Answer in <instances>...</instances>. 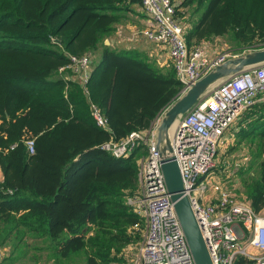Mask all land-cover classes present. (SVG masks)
I'll return each instance as SVG.
<instances>
[{
    "label": "trees",
    "instance_id": "obj_1",
    "mask_svg": "<svg viewBox=\"0 0 264 264\" xmlns=\"http://www.w3.org/2000/svg\"><path fill=\"white\" fill-rule=\"evenodd\" d=\"M173 2L189 46L227 37L238 54L252 41L264 43V0ZM135 5L142 0H0V246L41 243L33 248L46 251L47 264H129L120 254L139 238L131 229L144 218L128 197L139 191L138 158L145 151L118 158L100 145L147 129L184 89L174 67L106 44ZM68 52L99 53L89 88L109 128L96 124L79 83L59 73ZM239 119L237 144L261 158L259 172L243 183L260 212L264 101Z\"/></svg>",
    "mask_w": 264,
    "mask_h": 264
},
{
    "label": "built area",
    "instance_id": "obj_2",
    "mask_svg": "<svg viewBox=\"0 0 264 264\" xmlns=\"http://www.w3.org/2000/svg\"><path fill=\"white\" fill-rule=\"evenodd\" d=\"M142 4L155 25L140 33L148 41L168 45L177 77L184 84L182 94L214 67L252 51L236 54L227 50L210 56L207 40L188 45L184 28L175 18L172 0H142ZM67 56L59 73L65 80L79 83L90 101L96 124L109 128L107 115L91 99L92 54L68 52ZM261 101L264 63L225 78L212 88L180 116L171 138V155L179 164L184 193L191 201L214 264H242L240 258L264 264V209L254 211L247 197L239 198L227 189H221L214 201L209 192V185L215 184L214 169L225 133L247 109ZM165 110L147 129L134 130L125 138L100 145L118 158L129 157L138 147L148 152L139 160V191L128 197V203L146 221L144 239L132 264H196L162 170L157 138ZM27 147L30 153L35 152L34 139L27 141Z\"/></svg>",
    "mask_w": 264,
    "mask_h": 264
},
{
    "label": "water",
    "instance_id": "obj_3",
    "mask_svg": "<svg viewBox=\"0 0 264 264\" xmlns=\"http://www.w3.org/2000/svg\"><path fill=\"white\" fill-rule=\"evenodd\" d=\"M56 42L60 43V40H56ZM263 63L264 48H260L230 58L214 67L199 80L192 83L182 95L166 108L158 127L157 142L162 157V170L166 185L196 264H214V262L191 201L188 195L184 193V182L179 164L171 155L173 147L170 129L180 116L191 110L203 96L222 80L234 76L246 68Z\"/></svg>",
    "mask_w": 264,
    "mask_h": 264
},
{
    "label": "rangeland",
    "instance_id": "obj_4",
    "mask_svg": "<svg viewBox=\"0 0 264 264\" xmlns=\"http://www.w3.org/2000/svg\"><path fill=\"white\" fill-rule=\"evenodd\" d=\"M212 41H216L219 47L222 49V51L237 50V48H234L231 41L227 37H214L212 38ZM246 45L247 46L245 47L247 48L242 49V53L248 51V49L254 50V49L264 48V43L261 42L260 40L252 41ZM91 54L93 56V61L96 63V61L99 60L98 59L99 53L93 52ZM239 122L240 119L233 126L229 128V130L226 133L225 139L220 144V153L217 159V166L214 169V176L217 178L218 187H221L223 185V189H227L229 191L234 190L233 192L236 194L237 197L243 198L246 197L244 189L242 188L243 190L241 189L240 191H238L235 190L237 189L235 186L238 183H240V185L241 183L242 184L245 183L247 181L244 179L245 177L249 178L253 174L259 172L258 168L261 158L252 159V157H249L248 144L245 143H241V145L237 144V139L235 135L239 127ZM143 150L145 152L138 158V163L141 158H145L148 154L145 148H143L142 151ZM250 166L252 167L250 168ZM244 168L246 169L249 168V171L245 173L246 175L243 177V175H241L240 172ZM213 186H214L213 184H210L209 188ZM217 195H219V192ZM145 228H146V221L144 219V221L141 224L131 229L132 233H134L133 231H137V233L139 234V238L137 240H134L130 245H128L125 248V250H123L120 254L121 258L123 257L127 258L129 264H132L133 259L136 257L138 253V248L143 240ZM33 245H42V244L35 243V244H31V247H26V248L23 245L20 248L0 246V251L2 254L0 258V263L1 264H47L49 262V259L46 251L35 249L33 248ZM7 257H10L11 261L13 262L5 261V258ZM72 264H84V262H74Z\"/></svg>",
    "mask_w": 264,
    "mask_h": 264
},
{
    "label": "crops",
    "instance_id": "obj_5",
    "mask_svg": "<svg viewBox=\"0 0 264 264\" xmlns=\"http://www.w3.org/2000/svg\"><path fill=\"white\" fill-rule=\"evenodd\" d=\"M173 1L178 3V0H173ZM154 25H155L154 21L152 20L151 16L146 13L143 6L135 5L133 11L127 14V19L125 20V22L118 23L116 25L115 32L106 40V44H110L118 50L131 49V50L139 51L145 56L149 57L152 63L159 66L160 68L164 69L170 66L174 67L173 61L169 55L168 45L164 43L148 41L140 33L144 28L152 27ZM207 47L210 56H214L216 53L222 51V49L219 47L216 41H212V40L208 41ZM226 133L224 135L223 140L225 139ZM0 170L2 169L0 168ZM3 179H4V173L2 170L0 171V181H2ZM214 180H215L214 186L209 188V192H211L212 201L218 198L219 196L217 195L218 192L221 191L220 189H223V185L221 186L222 188L217 186L218 181L216 177H214ZM235 187L237 188L235 190L240 191L243 188V184L241 183L240 185V183H238L236 184Z\"/></svg>",
    "mask_w": 264,
    "mask_h": 264
},
{
    "label": "bare ground",
    "instance_id": "obj_6",
    "mask_svg": "<svg viewBox=\"0 0 264 264\" xmlns=\"http://www.w3.org/2000/svg\"><path fill=\"white\" fill-rule=\"evenodd\" d=\"M176 125H177V122L174 123L173 126H172L171 129H170L171 138H172V136H173V134H174V132H175V130H176Z\"/></svg>",
    "mask_w": 264,
    "mask_h": 264
}]
</instances>
